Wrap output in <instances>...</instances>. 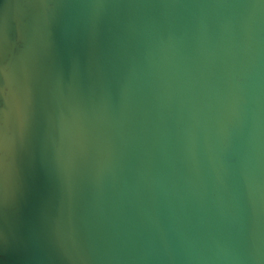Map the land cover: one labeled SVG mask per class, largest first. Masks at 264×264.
Wrapping results in <instances>:
<instances>
[{"label": "water", "instance_id": "water-1", "mask_svg": "<svg viewBox=\"0 0 264 264\" xmlns=\"http://www.w3.org/2000/svg\"><path fill=\"white\" fill-rule=\"evenodd\" d=\"M0 264H264V0H0Z\"/></svg>", "mask_w": 264, "mask_h": 264}]
</instances>
